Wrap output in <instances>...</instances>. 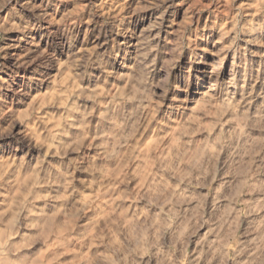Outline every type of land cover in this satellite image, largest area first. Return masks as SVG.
Segmentation results:
<instances>
[{"label": "clouds", "instance_id": "clouds-1", "mask_svg": "<svg viewBox=\"0 0 264 264\" xmlns=\"http://www.w3.org/2000/svg\"><path fill=\"white\" fill-rule=\"evenodd\" d=\"M61 2L48 0L54 9H58ZM141 3L146 7H171L174 0H141ZM212 3L216 7L212 8L210 17L214 14L219 18L221 13L234 15H230L223 25L218 24L217 19L210 18L203 28L194 14L186 16L180 31L175 34L176 39L165 42V46L167 43L174 45L175 55L169 53L172 59L165 61L168 75L160 81L156 80L154 58L149 60L157 48L138 51L129 74L120 76L114 63L120 56L116 37L129 35V32L119 29H113L111 34L103 32V42L99 38L93 41V55L73 51L78 35L75 31L78 24L76 19L65 16L61 21L65 25L63 30L52 34L73 68L80 69L77 79L82 84L86 80L89 84L95 81L108 89L109 93L103 96L101 102L99 87L78 89L67 111L82 119L73 121L69 116L64 117L66 128L59 133L66 141L64 143L54 140V137L40 139L47 131L46 118L35 113L32 127L25 124L24 130L14 137V151L21 147L30 150L39 146L43 149L53 142L58 146L62 159L46 170L54 190L63 189L69 195L78 194L79 181L74 180L77 171L89 173L83 188L90 185L102 188L99 202L91 209L94 218L82 226L83 231L69 238V242L75 241L72 246L78 247L80 253L72 260L63 261V264H79L81 258L87 260V264H264V89L257 92L253 85L251 91L241 93L237 99L235 92L225 91L236 86L235 78L224 82L219 91L214 92L211 101L215 108L216 98H226L216 121L219 131L214 129L215 135H203L195 121L183 119V124L179 126L183 128L187 125L190 131L184 133L183 142L172 147L170 153L171 137L167 133L173 124L179 123L172 121L171 116L184 117L190 114L189 110L173 98L170 105L172 111H166L159 119H154L155 115H159L160 106L169 100L168 92L171 89L180 92L186 90L180 88L172 78L179 50L185 46V31H190L195 37L188 47L198 40L207 39L203 33L209 29L220 27L226 29L224 35L235 33L231 43L221 51L234 48L238 42L246 47L258 41L259 38L253 33L258 30L264 32V0H243L239 5L235 4V0H229L227 5L223 0H209V6ZM7 5H12L10 13H17L13 0H6ZM250 9L259 11L251 12ZM166 11L164 7V12L151 25L153 29L162 27ZM246 16L251 18L239 26V19ZM158 36L159 33L153 39ZM3 51L0 49V52ZM45 54L46 49L35 59ZM223 58L221 56V60ZM35 59L24 63H34ZM58 62L55 53L48 54L47 61L38 64L33 70L34 75L29 77L26 85L29 91L25 92L22 87L19 94L30 95L34 84L39 86L48 79L47 68ZM122 67L128 68V65L122 62ZM96 72H99V77L95 76ZM121 79L127 81L124 98L119 96L115 87ZM5 85L7 81L0 78V87ZM89 100L93 101L91 106L88 105ZM78 101H83V104L78 106ZM10 111L0 109V118ZM15 123L12 119L4 134L13 135ZM225 125H231L227 132L224 131ZM74 128L79 132L76 139L69 134ZM146 129H150L148 137H157L159 144L150 152L142 151V145L138 143L142 138L147 139ZM90 145L94 153L86 151ZM27 155L25 152L21 164ZM218 174L221 183L213 193L211 186ZM8 185H14V179L0 178V188L7 189ZM205 187L210 192L198 197L201 211L193 213L187 206L192 204L195 197L188 193ZM209 195H212L214 204L206 219L202 209ZM240 196L246 199H240ZM48 199L58 198L52 196ZM225 199L230 203L222 211L218 205ZM35 215L37 213L29 211L25 216L28 227L35 226L30 221V217ZM89 225L95 232L88 230ZM205 225L208 230L204 237L197 236L199 229ZM15 234H19L15 224L5 228L0 240V264H37V260L18 256L19 246L9 242ZM194 236L198 243L189 253ZM36 239L39 237L28 239L26 246H31ZM89 241L94 243V251L89 248ZM56 247L60 251L51 254L52 260H60L65 254L63 242Z\"/></svg>", "mask_w": 264, "mask_h": 264}, {"label": "rangeland", "instance_id": "rangeland-1", "mask_svg": "<svg viewBox=\"0 0 264 264\" xmlns=\"http://www.w3.org/2000/svg\"><path fill=\"white\" fill-rule=\"evenodd\" d=\"M5 2L6 0H0V49H4L0 52V57H6L0 59V65L4 66L0 68V78L7 81V85L0 87V100H2L0 109L4 111L11 109V111L0 118V178L14 179V185H8L7 189L0 188V193H3L0 195V240L3 239L5 228L15 224L19 228V234L13 235L9 242L19 246L18 256L37 260V264H63V261L72 260L80 253L78 247L72 246L75 241L69 242V238L83 231L82 226L86 225L90 218H94L91 209L99 202L102 188L91 185L86 189L83 188L89 173L77 171L74 180L79 181L78 194L69 195L63 189L54 190L49 183L51 177L46 174V170L61 161L58 146L53 142L43 149L39 146L30 150L21 147L20 150L14 151L16 145L14 137L16 133L24 130L25 124L32 127L34 123L32 117L35 113L46 118L47 131L40 139L47 140L48 137H54V140L64 143L66 141L59 136V133L66 128L64 117L69 116L73 121L82 119L67 111L78 89L99 87L101 102L103 96L109 93L108 89L95 81L89 84L86 80L82 84L77 79L80 69L73 68L68 56L64 54V50L52 34L63 30L65 25L61 21L65 16L76 19L78 24L75 31L78 35L73 51L82 55H93L91 52L93 41L99 38V41L103 42L105 39L103 32L111 34L113 29L129 32V35L116 37L120 56L114 63L120 76L125 77L129 74L138 51L146 52L150 48H157V51L149 56V60L154 58L156 80L160 81L168 75L165 61L171 60L172 55H175L174 45L167 43L165 46V42L176 39L175 34L180 31L186 16L194 14V18L199 19L200 27L203 28L210 18L217 19L218 24L223 25L234 13L228 15L221 13L219 18L214 14L210 17L212 8L216 7V4L212 3L209 6V0H174L171 7L164 6L167 11L163 15L162 27L153 29L151 25L164 12V7H146L141 0H62L58 9H54L48 0H19V3L13 0L18 14L10 13L9 9L12 5L5 6ZM228 2L229 0H223L225 5ZM241 2L243 0H235L236 5ZM249 11L256 12L259 9ZM250 18L246 16L239 19L238 25L243 26ZM228 28H231V25H228ZM224 31L226 29L220 27L206 30L203 35L207 39L196 41L192 47H188V44L195 37L190 31L184 32L185 46L179 50L180 55L175 68L172 69V78L180 88L186 90L180 92L171 89L168 92L169 100L160 106L159 115L154 116V119H159L166 111H172L170 105L173 103V98L189 110L190 114L184 117L171 116L172 121L179 123L173 124L167 133L171 137L169 153L172 147L183 142L184 133L190 131L187 125L183 128L179 126L183 124V119L195 121L203 135H215V131H219L216 128V121L226 98H216L215 108L211 101L214 92L219 91L224 82L235 78L236 86L232 89L226 88L225 91L235 92L237 99L240 98L241 93L247 94L251 91L253 85L257 92L264 89V32L258 30L253 33L252 35L259 39L246 47L238 42L234 48L221 51L231 43L232 35H235V33L224 35ZM157 33H159L158 38L153 39ZM21 38L23 41L19 42ZM45 49L46 54L40 59H35ZM52 53L59 58V62L47 68L48 79L39 86L34 84L30 95L19 94L22 87L25 92L29 91L26 85L29 77L34 75L33 70L42 61H47L48 54ZM221 56L224 57L223 60ZM33 59H35L34 63H24ZM122 62L127 64L128 68L122 67ZM99 75V72L95 73L96 77ZM115 87L119 96L124 98L127 81L121 79ZM77 104L80 106L83 101H78ZM92 104L93 101L89 100L88 105ZM224 118L228 119V116ZM12 119L16 121L12 129L13 135L4 134V129L8 128ZM230 127L231 125H225L224 131L227 132ZM149 131L150 129L145 130L147 139L142 138L138 142L142 145V151L150 152L154 147H159L157 137H148ZM69 134L74 139L79 136L75 128ZM86 151L94 153L95 150L90 145ZM25 152L28 153L27 159L21 164ZM221 159H224L223 155ZM220 183L218 174L211 186L213 193ZM208 192L210 189L206 187L190 190L188 194L195 199L187 207L193 213L200 212L198 197ZM52 196L58 199H48ZM239 198L246 199L243 196ZM229 203L226 199L222 200L218 207L223 211L228 208ZM213 204V197L209 195L202 209L206 219ZM29 211L37 213L30 217L32 225H35L33 227H28L24 220ZM54 213L56 215H53ZM99 223L103 224V221ZM88 230L95 232L90 225ZM207 230L208 226L205 225L199 229L197 236L204 237ZM33 237L39 239H36L31 246H26L27 240ZM60 242L65 245V254L60 260L50 259L53 252L60 251L56 247ZM197 243L194 236L188 248L189 253L194 251ZM89 248L95 250L92 241H89ZM79 264H87V260L81 258Z\"/></svg>", "mask_w": 264, "mask_h": 264}, {"label": "bare ground", "instance_id": "bare-ground-1", "mask_svg": "<svg viewBox=\"0 0 264 264\" xmlns=\"http://www.w3.org/2000/svg\"><path fill=\"white\" fill-rule=\"evenodd\" d=\"M23 41V39L21 38L19 42Z\"/></svg>", "mask_w": 264, "mask_h": 264}]
</instances>
